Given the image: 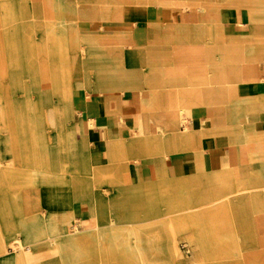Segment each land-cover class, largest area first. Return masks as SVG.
Wrapping results in <instances>:
<instances>
[{
	"label": "crops",
	"instance_id": "0c3cea01",
	"mask_svg": "<svg viewBox=\"0 0 264 264\" xmlns=\"http://www.w3.org/2000/svg\"><path fill=\"white\" fill-rule=\"evenodd\" d=\"M56 1L32 0L29 8L39 10L45 4L56 8ZM67 1H72L68 6L72 14L78 13L77 21L67 24H77L80 32L91 30L92 39L102 46L127 42L129 50L126 57L131 62L117 60L101 64L104 74L100 76L102 93L84 91V84L76 83L73 112H49L51 124H58L60 130L64 117L69 124L68 132L89 147L91 156L100 161L114 163L121 158L125 160L131 153H154L141 167L129 161L130 173L137 180L160 179L162 185L168 183L172 211L179 201L178 196H174L175 190L179 192L182 186L187 185V201L193 205V213L188 216L197 217L198 221L194 219L192 224H188L185 240L179 243L178 248L187 255L191 253V247H205L207 251L202 255L196 250L197 256L192 262H187L178 251L176 237L168 246L157 247L152 242V229L149 227H116L132 223L131 219L136 218L134 212L111 213L101 202L82 207L87 217L79 219L74 214L65 215L60 202H50L47 204L52 211L49 219L41 214L25 221L17 230L23 239L12 234L9 243L13 244L15 252H7L8 240L0 234V254L4 255L0 264H22L28 255L36 252V237L46 234L48 243L62 253L77 240L90 239L92 244H101V251L107 254V258H112L111 254H117V251L111 250L109 243L119 238L115 235L118 233L128 234L123 237L126 241L133 240L124 246L123 254H138V260L133 259V255L123 257L124 261L91 263L264 264V253L261 257L259 255V250L264 249V240H259V235H264V0H78V6L75 0ZM49 17L26 19L31 18L34 21L28 20V23L40 25L59 23L46 20ZM20 19L0 17V25L27 23ZM91 26L94 27L91 29ZM50 39H58L57 49L65 52L66 42L71 38L59 36ZM205 41L217 42L214 44L217 54L213 52V55L219 57L218 62L187 66L190 60L186 56L193 53L191 48L195 45L192 42ZM202 46L210 52V45ZM164 49L169 52L163 53ZM228 51L234 52L229 54L235 56L234 60H227ZM136 55L142 64L138 68L144 67L156 75L168 70L171 72L169 79L156 76L154 86L146 90V94L141 88L127 94L128 97L108 90L115 87L113 83L120 80V75L123 78L122 74L127 71L122 67L132 65V56ZM192 55L195 58L198 54L194 52ZM162 56L164 65L157 63V58ZM58 57L61 59L38 60L29 64L39 68L21 69H9L12 63L0 59V78L9 77L6 74L9 72H31L36 90L68 88L71 77L62 73L74 72L72 77L79 78L81 70L67 68L76 62L68 63L62 52ZM150 57L155 58L153 66L149 64L150 59H146ZM243 57L249 59L244 61ZM180 60L185 63L180 64ZM27 62L22 63L27 65ZM82 63L79 61V65ZM208 73L220 74L216 76L219 80L217 86L209 84L211 75ZM91 82L98 84L99 77L93 75ZM39 96L38 93V101ZM31 103L34 102H15L18 105L16 110L11 107L8 114L2 111L1 120L9 121L11 130L15 126L13 120L20 122L16 127L18 134L13 138L20 139L24 135L42 144L41 108L38 107L37 113L19 111L20 105ZM125 109L130 111L126 113ZM15 112L17 117H13ZM28 114L32 116L28 117ZM34 120L35 124L31 122ZM183 121L185 127L180 123ZM128 124L136 128V134L128 130ZM152 125L159 129H153ZM63 139L64 134L60 132V143ZM132 193L136 200L137 190ZM135 204L130 210L136 207ZM170 222H175V218L172 217ZM69 223L73 232H66L64 239L57 240L56 237L63 234ZM206 226H209L210 243L207 246L193 244L199 235L195 231L192 234L190 229L201 227L206 230ZM137 232L144 233V237L137 236ZM235 232L247 234L245 238L248 239H221L222 233L232 235ZM200 240L197 239L202 242ZM183 244L184 248L181 247ZM237 249L249 251L246 256L239 257Z\"/></svg>",
	"mask_w": 264,
	"mask_h": 264
},
{
	"label": "rangeland",
	"instance_id": "374dc122",
	"mask_svg": "<svg viewBox=\"0 0 264 264\" xmlns=\"http://www.w3.org/2000/svg\"><path fill=\"white\" fill-rule=\"evenodd\" d=\"M64 1H56L55 5L53 4L56 8H50V4H45L41 5L44 6L43 9L36 10L29 8L32 5L29 2H32V0H0V17H18L22 18L20 19L21 22L27 21L26 24L0 25V59L12 63L8 66L9 69L39 68V66L29 64L38 60H60L61 58L58 56L62 52L68 63L76 62V65L67 68L81 70L79 78L72 77L74 72L62 73V75H69L71 80L68 88L59 87L58 89L44 88L36 90L31 72H9L6 73L9 74V77L6 75L0 78V234H3L8 240L7 252L13 253L16 251L9 243L13 238L12 234H16V236L23 239V235L17 230L23 226L25 221L33 220L41 214L46 215L47 219L50 218L52 211L49 210L47 205L50 202H60L63 204L65 215L74 214L77 217L79 216V219L87 217L82 207L86 208L88 205L101 202L108 206V211L111 213L114 211L134 212L136 218L131 219L132 223L118 224L116 227L129 226L134 229L149 227L152 229L150 232L152 242L157 247L168 246L173 237H176L178 248L179 243L185 240L188 224H192L194 219L198 221L197 217L188 216L190 212L193 213V205L192 202L187 201V185L182 186L179 192L175 190L174 196H178L179 201L178 206L176 205V208L172 211L170 210L169 198L171 192L168 183L162 185L160 179L153 181L137 180L129 171V161L138 163L141 167L147 158L154 155V153L145 155L141 152H135L131 153L125 160L121 158L120 161L118 160L119 162L114 163L106 160L100 161L91 156L89 147L82 145L75 135L68 132L69 124L64 117H62L60 130L58 124L52 125L49 120V112L55 114H60L59 112L62 110L73 112V100L77 94L74 88L76 83L82 82L85 86L84 91H91L96 94L103 92V90H100L102 82L100 76H104L102 63L117 60L131 62L126 57L129 50L127 42H123L122 45L102 46L99 41L92 39L91 30L80 32L77 30V24H67L71 21H77L78 13L74 15L71 9L68 8L72 1ZM75 3L78 6V0H75ZM34 16H50V19L46 20L59 23L43 25L28 23V20H34H31V18L26 19V17ZM72 17H74L73 20ZM93 27L91 26V29ZM59 36L71 38L66 42L67 51L65 52H60L57 49L60 43L58 39H50ZM72 38L75 41H72L74 40ZM50 43L52 46L49 48ZM192 43L195 45L191 49L193 53L198 54L195 58L201 65L218 62L219 57L213 55V52L217 54L214 51V44L217 42ZM73 44L77 46V50L76 47L74 49ZM202 44L210 45L208 47L210 52H207V48L203 47ZM167 50L164 49L163 53L169 52ZM192 54L186 57L191 60ZM227 54L228 61L235 59V56H229L234 52L230 53L228 51ZM142 59L144 60V58ZM146 59H150V65L155 64L154 57ZM248 59L243 57L244 61ZM139 60L138 55L132 56V65L122 67L127 71L122 74L123 78L120 75V80H115L113 83L115 87L111 86L108 90H112L121 96H127V94L135 93L136 89L141 88L143 93L146 94V90L154 86L156 76L169 79L170 71L166 70L163 74L159 72L157 75L149 73L143 66V68H138L142 65ZM23 61H28V64L25 65L22 63ZM79 61H83L82 65H79ZM163 61V56L157 58V63L163 64ZM149 64L147 62V65ZM191 65L192 63H187V66ZM56 68L63 67L57 66ZM214 74L208 73L207 75ZM93 75L99 77L98 84L91 82ZM110 80L113 81L111 78ZM208 82L212 86L219 84L218 81L210 80ZM227 85H229V82H227ZM38 93L40 95L39 101ZM37 101L39 106L36 104ZM12 102H34L20 105V113H37L38 107L41 108L40 117L42 120L40 124L44 131V137L40 140L42 144L36 139L24 137L23 134L20 139L16 137L18 141L13 138V135L18 134L19 130L16 127L20 122L12 121V124L15 123L13 131L8 125L9 121L1 120L2 111L8 114L11 107L16 110L18 105ZM128 111L130 110L125 109L126 113ZM17 115L18 113L15 112L13 117H17ZM27 116L31 117L32 114ZM31 122L35 124V120ZM180 123L184 124L185 127L184 121ZM128 125V130L136 134V128L130 126V124ZM152 127L153 129L158 128L155 125H152ZM60 132L64 134L62 143L59 141ZM14 141L17 143H14ZM134 189L137 190L138 198L136 200L133 198L135 195L133 196L132 193ZM132 204H135L136 207L130 210ZM201 204L204 203L201 202ZM171 216L175 218V222H170ZM206 227V230L201 227L190 229L192 230L190 232L193 234L195 231L199 235L200 241H202L198 242V238H196V241L192 242L193 244L207 246L210 243L209 226ZM66 228L65 231H62V235L56 237L57 240L64 239L66 232H73L74 230L71 223L68 226L66 225ZM115 235L119 236L120 239L112 240L109 243V245H112L110 249L114 248L117 251V254H111L112 258L110 256L107 258V254L101 251L102 249L99 248L102 246L101 244L96 242L92 244L90 239L77 240L62 253L55 245L48 243L45 236H38L34 240V242L36 241L35 245L38 246L36 252L28 255L22 264H103L91 262L124 261L123 257L133 255V259L138 260V254H129L128 252L127 255L123 254L122 249L124 246L133 241L123 239L128 234L118 233ZM137 236L144 237V233L137 232ZM221 236V239L227 240L248 239L245 238L247 234H241L240 232H235L232 235L222 233ZM259 240L263 241L264 235H259ZM190 250L191 253L187 255L178 248L180 255H183L187 262L194 260L197 256L196 250L200 251L202 255H205L207 251L205 247L197 249L191 247ZM236 251L239 257H243L246 256V252L249 250L237 249ZM259 252L261 257L264 249H260ZM2 256L4 255L0 254V259Z\"/></svg>",
	"mask_w": 264,
	"mask_h": 264
},
{
	"label": "bare ground",
	"instance_id": "6f19581e",
	"mask_svg": "<svg viewBox=\"0 0 264 264\" xmlns=\"http://www.w3.org/2000/svg\"><path fill=\"white\" fill-rule=\"evenodd\" d=\"M183 63H185V61L183 62L182 60H180V64H183ZM190 63H192V65H195L196 67L198 66V65H201L200 64V62H198V60L196 59V58H192L191 60H190ZM218 75H220V74H214V75H211V78H210V80L211 81H219L218 79H216V76H218ZM15 244H18L17 242H15ZM12 246L11 247H13V244H11ZM17 246V245H16Z\"/></svg>",
	"mask_w": 264,
	"mask_h": 264
},
{
	"label": "built area",
	"instance_id": "2783aa9c",
	"mask_svg": "<svg viewBox=\"0 0 264 264\" xmlns=\"http://www.w3.org/2000/svg\"><path fill=\"white\" fill-rule=\"evenodd\" d=\"M181 247H183V248H184V247H185V245L183 244V245H181Z\"/></svg>",
	"mask_w": 264,
	"mask_h": 264
}]
</instances>
